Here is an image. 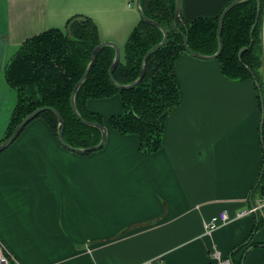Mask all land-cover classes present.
Listing matches in <instances>:
<instances>
[{
	"label": "crops",
	"instance_id": "crops-1",
	"mask_svg": "<svg viewBox=\"0 0 264 264\" xmlns=\"http://www.w3.org/2000/svg\"><path fill=\"white\" fill-rule=\"evenodd\" d=\"M179 1V15L192 21L232 0ZM133 2L0 0V142L17 100L3 78L16 48L85 16L100 41L119 46L121 59L140 21ZM219 65L185 51L177 56L181 102L166 116L154 152L140 149L136 133L109 126L123 110L116 92L84 101L106 131L103 146L87 154L64 148L33 118L0 152L5 247L22 264H211L214 251L232 264H264V207L256 208L260 224L250 212L264 200L251 193L264 158L261 105L250 80H230ZM222 210L228 219L206 233L205 222Z\"/></svg>",
	"mask_w": 264,
	"mask_h": 264
},
{
	"label": "trees",
	"instance_id": "trees-1",
	"mask_svg": "<svg viewBox=\"0 0 264 264\" xmlns=\"http://www.w3.org/2000/svg\"><path fill=\"white\" fill-rule=\"evenodd\" d=\"M139 3L143 14L155 19L168 33L164 44L147 56L143 78L132 88H114L107 74L114 50L110 46H104L95 56L86 79L77 88L74 103L82 117L102 124L101 117L86 108L85 99L119 93L123 110L118 115L110 116L109 126L121 134L136 133L139 136L140 149L154 152L161 146L162 126L166 116L181 102L182 92L173 66L177 56L185 49L181 34L172 28L175 1L139 0ZM254 7V0L239 1L225 13L220 37L223 48L216 59L220 62L219 70L224 77L230 80L248 79L254 84L255 97L258 105H261L258 94L259 90V93L263 92L259 17L253 32L250 33V26L255 19ZM219 12L213 17L197 16L192 21L180 17L176 24L177 29L187 35V43L192 50L201 54L216 51L215 26ZM73 17L75 16H70L66 26ZM85 19L71 24V36L66 33V27L63 30H42L27 38L7 59L3 78L16 92L17 100L9 116L10 121L4 138L10 135L25 114L38 106L49 105L56 108L64 120L62 132L68 145L84 147L100 139V132L95 127L84 125L72 114L68 102L73 84L85 70L93 46L100 40L95 24L91 19ZM161 38V30L140 17L138 25L133 28L124 44L121 59L118 58L119 61L112 70L117 83H129L138 76L142 55ZM243 47L247 48L240 51L239 58L237 51ZM37 116L45 119L50 132L56 137L57 120L52 112L45 109L35 117ZM261 139L264 145V126ZM252 189V194L261 192L260 197L264 198V169L258 181L256 178ZM255 213H258L256 220L257 224H260L259 211L256 210Z\"/></svg>",
	"mask_w": 264,
	"mask_h": 264
},
{
	"label": "water",
	"instance_id": "water-1",
	"mask_svg": "<svg viewBox=\"0 0 264 264\" xmlns=\"http://www.w3.org/2000/svg\"><path fill=\"white\" fill-rule=\"evenodd\" d=\"M175 3H174V10H173V13H172V16H173V20H172V28L173 30H176L178 33L181 34L182 36V43H183V47L186 51V53L190 54L191 56L193 57H196V58H200V59H216L220 53V51H222V48H223V42H221V31H222V28H221V25L223 23V20H224V17H225V13L230 9L232 8L233 6H235L236 4H238V2H242L244 0H232L230 1L228 4L224 5V8L220 10L219 12V16H218V21L216 23V42H217V49L216 51L212 52L211 54H201L199 52H196L194 50H192L188 43H187V35L184 33V32H181L179 29H177V22L178 20H180V15H179V10H180V1L179 0H174ZM255 1V7H254V13H255V19L254 21L252 22L251 24V28H250V33L253 32V29H254V26L256 25V21H258V17H259V7H260V0H254ZM135 3V8L137 10V14L139 17H141L143 20L153 24V26L157 27L159 30H161L162 32V38L158 41V42H155V44L153 46H151L143 55H142V65H141V68H139V74L138 76L131 82L129 83H125V84H120V83H117V81L115 80V78L113 77V74H112V70L114 69V67H116L117 63H118V58H119V54H120V48L119 46L114 42V41H100L98 43H96L94 46H93V49L91 51V55H89V58H88V63L86 64V68L85 70L82 72L80 78L76 81L75 84H73L72 88H71V93H70V97L68 98V102L70 104V107H71V110H72V114L78 118L81 123H83L84 125H89V126H92V127H95L99 132H100V139L92 144V145H89V146H84V147H73V146H70L68 145L65 141H64V138H63V126H64V120L63 118H61L60 116V113L59 111L52 107V106H49V105H42V106H38L36 107L35 109L31 110V112H29L28 114H25L19 121V123L16 125L15 128H13V130L10 132V135L7 136L6 138H4V140H2L0 142V152L2 150H4L11 142H13L17 136H18V133L20 132V130L22 128H24V126H26L33 118H35V116L40 113L41 111H45L48 110L50 112H52V115L54 116V118H56L57 120V127H56V139L58 140L57 142L63 146L64 148L68 149V150H71V151H76L78 153H85V152H92V151H95V150H98L99 148H101L103 145V142H104V139H106V131H105V127L103 126L104 124L102 123H97V122H94V121H91V120H87L85 119L84 117H82L78 112V109L76 107V104L74 103V98H75V94L77 92V88L79 87L80 84H82V82L86 79V76H87V73L89 71V69H91L93 63H94V58L95 56L98 54L99 50L104 47V46H110L113 48L114 50V53L112 55V58H111V64L109 66V68L107 69V74L109 76V79L110 81L112 82V86L114 88H117V89H129V88H132L134 85H136L138 82L141 81V79L143 78V75H144V67H146V63H147V56L152 53L156 48H160L164 42L166 41V39L168 38V33H167V30H165V28L159 24L158 22H156V20L154 19H150L148 17H146L144 14H143V10H142V7H141V3H139V0H134ZM86 20L85 17H82V16H75L72 18V20L70 19V22L67 24L66 28H65V31L67 34H69V36H71V33H69V28L71 26V24L75 21H84ZM251 44V42H250ZM249 44V45H250ZM247 47H243V48H240L239 51H237V55L238 57L240 58V51L242 50H245ZM256 84L257 87H259L257 85L256 82H254ZM260 91V90H259ZM258 91V94H259V97L261 98V106H260V111H261V120H259V125L260 127L262 126V122L264 120V111H263V100H262V97H261V93H259ZM264 149V148H263ZM264 158H263V162L261 163V170H260V176H262V173H263V169H264ZM259 177H257V181L259 180ZM262 194V193H261Z\"/></svg>",
	"mask_w": 264,
	"mask_h": 264
},
{
	"label": "built area",
	"instance_id": "built-area-1",
	"mask_svg": "<svg viewBox=\"0 0 264 264\" xmlns=\"http://www.w3.org/2000/svg\"><path fill=\"white\" fill-rule=\"evenodd\" d=\"M259 26H260V40L263 43V49H262V72H263V78H262V83H263V92L261 93V97L263 100V111H264V0H262L260 7H259ZM263 125H264V120H263ZM258 207H264V200L261 201V203L257 206H254L250 209V212L256 211V208ZM246 211H241L237 214V216H242ZM228 219L227 212L225 210H222L220 215L218 217H212L210 220L205 222V232L209 233L213 231L217 226L218 222H225ZM212 259L213 262L211 264H232V260L229 257H224L217 251L212 252ZM155 259L154 258H149L145 261H142L138 264H154ZM0 264H22L20 261H18L13 254L9 251L7 247L1 242L0 240Z\"/></svg>",
	"mask_w": 264,
	"mask_h": 264
},
{
	"label": "rangeland",
	"instance_id": "rangeland-1",
	"mask_svg": "<svg viewBox=\"0 0 264 264\" xmlns=\"http://www.w3.org/2000/svg\"><path fill=\"white\" fill-rule=\"evenodd\" d=\"M262 66H263V65L261 64V65H260V69L262 68ZM35 118L40 119V120L46 122L45 119H43L41 116H37V117H35ZM53 134H54V133H53Z\"/></svg>",
	"mask_w": 264,
	"mask_h": 264
}]
</instances>
